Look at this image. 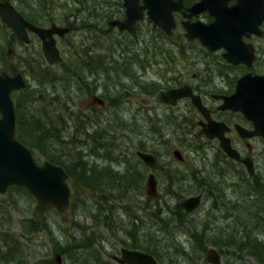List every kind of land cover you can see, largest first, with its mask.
<instances>
[{"label": "flooded vegetation", "instance_id": "obj_1", "mask_svg": "<svg viewBox=\"0 0 264 264\" xmlns=\"http://www.w3.org/2000/svg\"><path fill=\"white\" fill-rule=\"evenodd\" d=\"M2 1H9L25 19L37 26L50 27L56 23L69 27L63 35L53 33L61 59L51 62L43 51V39L36 31L26 27L30 40L20 39L0 16V25L11 30L15 42L19 44L17 72L23 74L26 82L25 72H47L50 76L43 79L46 78L56 85L64 84L63 90L59 87L55 89L50 108H62L65 104L70 109H78L81 112L80 119L73 115L63 116L64 122L71 124L81 121L86 126L84 132H90L94 124H99L101 127L98 128L105 131L109 130L105 126L112 127L114 131L115 148L105 150L86 148L82 150L80 158L85 177L90 180L86 181L89 186H103L104 181L112 180L110 182L112 185L131 189L129 197L117 198L111 210L97 203L98 199L87 202L83 209L84 222L90 220L89 226L86 222L81 225L85 232L89 231L86 232L87 234L102 238L103 234L98 227L103 226L107 235H113L117 240L116 244L121 245L113 246L111 249V255H108V258L112 259L111 263L122 264L118 259L122 257L124 247L150 253L161 263L162 249L158 251L155 247L154 252H150L146 246L134 247L126 240L130 236L133 238L138 236V241L143 243L148 240V235L151 233L163 234L170 230L176 233L178 228H183L186 224L189 225L197 241L196 249L205 241L204 237H207V241L214 246H207L206 253L211 247L217 249L221 254L222 264V256H226L227 252H248L243 239L250 236L262 238L264 235V136L254 132L253 118L256 116L264 119V82L256 80V85L254 82L249 83L251 93L232 103L234 106L242 107H231L228 98L237 91L240 80L247 74L264 75V19L262 14L260 17L258 10L249 11L245 15L246 29H240L237 27L238 21L230 23L226 20V13L231 14V12L225 8L233 7L239 0H218L222 6L214 10L194 9L200 0H183L181 8L172 11L175 25L170 33L161 26L154 25L148 19L146 10L142 19L147 21L150 29L166 40L164 51L168 54L167 61L170 62L171 67L168 72L156 75L157 80L146 78L141 84L140 76L137 75L139 72H93L90 67L94 59L100 69L111 63L117 67L126 63V60L120 63L118 59L113 58L115 54L116 56L119 54V51L122 52L119 49L120 42L113 33H128L134 35L136 39L138 23L142 19L137 21L136 34L128 30H120L117 26L110 27V20L126 18L123 0L122 11L119 12L120 0H116L118 10L112 12L111 16L99 11L94 13L96 10L88 5L79 13L71 14L69 17L68 12L57 15L54 9L43 15L41 8L45 5H40L37 0H0ZM213 1L217 2V0ZM220 17H224V21H219ZM73 18L75 21L81 18L84 22L83 44H80L83 45L81 48L86 64L85 72H61L62 65L71 57L70 53L69 58L65 57L68 47L74 44L68 38L75 29ZM193 23L210 25L208 31L210 45L204 44L199 36L193 38L188 36L190 32L188 25ZM15 42L9 41L6 57H11L15 52L13 45ZM10 48L11 54L8 55ZM166 50L171 51V54L174 53L176 55L174 58L178 55L187 56L193 58V61H186L184 64L182 61L188 59H179L178 64ZM251 55L253 59L249 65L243 58L247 60ZM228 56L239 61H231ZM202 58L206 60L203 66L200 65ZM56 63H59L60 67L56 68ZM193 66L197 70L189 72L190 67ZM125 81H128L127 85ZM69 82L74 84L75 88L80 87L77 94H72L74 96L66 95L72 91L67 87ZM135 82H138L139 90L145 92V96L140 98V103H147L149 99L154 100V102L150 101L148 107L144 106L142 117L137 118L143 119L147 125L150 123L149 129L153 135H150L147 141L145 133L142 132L145 127L140 129L136 135L145 143L140 149L130 150V155L125 148L131 147L128 144H132L131 141L135 137L132 135L135 129H138L137 122H134L136 114L133 110L138 100L137 95L134 94ZM183 86L191 87L193 93L199 96L206 113L199 109L190 95L183 96L174 103L163 100L161 96L163 91ZM33 91L37 92V89ZM21 101L19 100V106L24 104L23 99ZM161 105L165 109L159 112ZM26 108L28 107H23L24 117L30 114ZM223 139L229 141L238 156L231 155L223 147ZM88 140L87 133L85 142ZM150 140L158 142L155 144L159 147L155 150L145 148ZM177 150L181 158L175 154ZM139 152L152 154L155 163L153 165L147 163ZM126 161L131 164L128 165ZM139 166L140 168H137ZM93 171L97 174L92 176ZM125 174L129 178L125 177ZM150 175H154L156 180L157 195L154 196L147 191ZM94 178L101 183H92ZM120 178L124 179L121 181ZM190 196H199V202L192 210H188L182 204ZM122 210L126 211V216L123 218ZM163 218L168 222L167 225L160 223ZM101 238H99V248L101 253L106 254L108 251L102 248H105V245L104 239ZM257 262L262 264L258 258ZM224 264H235L234 258L228 257Z\"/></svg>", "mask_w": 264, "mask_h": 264}, {"label": "rangeland", "instance_id": "obj_2", "mask_svg": "<svg viewBox=\"0 0 264 264\" xmlns=\"http://www.w3.org/2000/svg\"><path fill=\"white\" fill-rule=\"evenodd\" d=\"M89 1L92 4L93 0H85ZM98 3L96 5L97 9L96 12H103L105 15L107 12L111 14L118 10L117 4L115 3L116 0H97ZM40 5L42 6L41 11L47 14V12L52 11L53 9L56 10V14L60 15L63 10H61L60 5L62 3H68L69 9H72L73 6H76V3L74 0H37ZM73 5V6H72ZM68 11V10H67ZM69 12V11H68ZM72 13V12H69ZM67 13V14H69ZM73 21L75 19L73 18ZM147 21L145 19H142L138 23V33L136 35V39L134 38V35H130L128 33L121 34L119 33H113V35L118 38L120 42L119 49L122 51H119V54L114 59H118L120 63L123 62V60L129 61L132 65H126L125 63L118 66L121 68L119 72H139L137 75L140 76L141 84H143V81L147 78H151V80H157L156 75L158 76L161 72H168L167 70L171 67L170 62L167 61L168 54L164 51V46L166 44V40L164 38L162 39L157 33H155L154 30L150 29V25L146 23ZM104 26L107 27V25L104 23ZM80 28V29H79ZM82 36H83V27H75L74 31H72L71 34L68 35V38L73 44V48H75V45H79L82 43ZM0 71L6 70L11 74L10 70H7V66L17 63L19 59V44L15 42L14 36H12V32L9 29H6L5 27H2L0 25ZM158 37V38H157ZM78 40V41H77ZM11 42H15V52H13L11 57H6V50L10 46ZM77 41V42H76ZM83 44V43H82ZM83 47V45H82ZM79 49L81 46L79 45ZM169 53V56H176L174 53L171 54V51L166 50ZM69 47L67 50V53L65 57L69 58ZM137 58V59H136ZM138 58H141L142 60L138 61ZM171 59V58H170ZM182 59H188L182 61V63L186 64V61H193V58H187V56L183 57L178 55V57L174 58V60L180 63V60ZM190 61V62H191ZM206 60L202 58L200 65L203 66L205 64ZM168 63V65H167ZM56 68L60 67L59 63L55 64ZM110 67L111 72H118L116 69H114L115 64L108 65ZM182 68L181 65H178ZM19 67V65H18ZM60 70V69H59ZM197 68L195 66L190 67L189 72L196 71ZM101 72H107V70H102ZM28 85L22 91H15L13 93L14 100L19 99L20 101L23 99V102H27V99L25 100V95L28 94L29 97L34 98L32 106H37L39 102L45 103L50 105L51 98L55 94V89L58 87L63 90L64 84H54L51 81H47L46 84L39 81L38 77L35 76L34 73H25L24 74ZM128 84V81H125V85ZM76 85H78L76 83ZM123 85V86H125ZM67 87H70L72 89L71 93H66L67 96L72 94H77L80 90V87L77 86L75 88L74 84L69 82L67 84ZM33 89H37V92L33 91ZM66 89V88H65ZM135 92L134 94L137 95V102L135 104V107L133 108L136 116L135 121L137 122L138 129H135V132L132 136H135L132 139V144H128V146L125 149H128V153L131 155V151H133L142 148V144L145 143V141L140 137L136 135L137 132H140V129H143L145 136L147 138V141L149 140V136L153 135L152 132H150V123L145 124L143 119H137L142 117L143 115V109L145 107H148L151 102H154L153 99H149L147 103H140V98L145 96V92L143 90H139L138 88V82H135L134 86ZM42 90L43 92H40ZM24 91V92H23ZM22 92V94H21ZM142 92V93H140ZM26 93V94H25ZM41 95H45L44 97H41ZM74 96V95H72ZM147 96V95H146ZM41 98V99H40ZM40 99V100H38ZM38 100V101H37ZM63 101V100H62ZM22 102V101H21ZM79 102V100H77ZM145 106V107H144ZM40 107V106H39ZM57 109V108H56ZM165 108L161 105L159 106L158 111H162ZM58 111L56 110L55 113ZM24 113V111H23ZM145 125V126H144ZM147 125V126H146ZM134 126V125H133ZM24 135L28 136V133L26 129L23 132ZM146 141V142H147ZM153 140H150L148 142V145L145 147L148 150H155L159 146H157ZM166 147H163V149ZM33 153L35 155V158L39 163H43L46 159V155L43 154L39 149L34 148ZM129 155V156H130ZM50 161V160H49ZM126 163L129 165L130 162L126 161ZM122 168H124L121 165ZM137 168H140L137 167ZM142 168V167H141ZM122 173H125V171H122ZM18 186V185H17ZM93 194L92 192H90ZM82 199L80 198L78 203L75 205L72 204V200L70 203V206L65 209L64 211H60L55 206H46L43 205L40 201H38L31 192H28L27 190H19V188L11 187V185L8 187L7 191L4 193H0V223L4 227H8L11 229V231L15 232L17 236L19 237V234L21 235V240L24 244V252L29 258L30 264H33L37 262L38 264H57V262L52 263L50 261L51 258L55 257V253L60 250L61 247L66 248V252L62 253L63 257L65 258L66 255V263L65 264H74V261L76 259V255L73 253L74 251H71V244L74 242H79L83 237H86V234L89 233L87 230L83 233V230H78L81 225L90 224V220H87L84 222V214L81 210V207H79L80 204H82ZM125 210H122L121 217L123 218L126 216ZM29 217H36L38 220H42V226L38 228L36 231H28L24 229V221L26 218ZM77 221V224L74 225V221ZM165 221L166 219L163 218ZM170 225V224H169ZM78 229H77V228ZM82 229V228H81ZM98 230L103 234L102 238L104 239L103 244L105 245L106 251L108 253L104 254L102 253L101 257L103 259H106L108 261H112V259L108 258V255H111V249L113 246L118 247L121 246L117 243V240H115V237L113 235H107V232L104 231L103 226H99ZM192 230L190 229L189 225L186 224L183 228H178L176 233H172L170 230L171 235L170 238L166 237L164 239V236L161 234H150L149 237H154L153 242L154 243H160V245L164 246L166 243L170 242L172 243L173 240L176 243V246L179 248L180 251H183L184 253H177L176 251H173L174 249L170 250L173 253H171L169 256L166 253H163L160 257V261L162 264H211L206 258V253H201L196 251V245L197 241L195 237L192 235ZM94 235V234H92ZM148 237V240H149ZM264 238V235L262 236ZM208 247L214 246L213 243L208 242ZM70 246V247H68ZM70 250V251H67ZM19 252V251H18ZM61 252V251H60ZM227 252L226 256H222L223 264L228 259V257H233L235 264H258L256 256L248 253V252H242L239 253H232ZM167 255V256H166ZM17 259H19V255L16 256ZM164 258V259H163ZM197 258V259H196ZM110 261V262H111ZM114 262V261H113ZM79 263V262H78ZM114 264V263H113Z\"/></svg>", "mask_w": 264, "mask_h": 264}, {"label": "water", "instance_id": "obj_3", "mask_svg": "<svg viewBox=\"0 0 264 264\" xmlns=\"http://www.w3.org/2000/svg\"><path fill=\"white\" fill-rule=\"evenodd\" d=\"M123 4L126 18L110 20V27L117 26L120 30H128L136 34L137 21L145 16V11L147 10L148 19L154 25H159L170 33L175 25L172 11L180 9L183 0H123ZM221 6L218 0L217 2L213 0H200L194 6V9L214 10L220 9ZM225 8L232 15L237 16L234 18L231 14L226 13V20L230 23L235 20L238 21L239 26L237 27L240 29H246L245 23L247 20L245 15L249 11L255 12L258 10L260 17L262 14V18L264 19V0H239L233 7L226 6ZM0 16L3 22L11 27L20 39L25 41L30 40L26 27L36 31L43 39V51L49 61L54 62L61 59V53L53 33L56 32L63 35L69 30V27H63L56 23H53L50 27L37 26L25 19L9 1L0 2ZM219 21H224V17H220ZM230 27L233 28V26ZM188 28L190 30L188 33L190 38L199 36L204 44L210 45L208 35L209 24L193 23L188 25ZM7 54H11V48ZM228 59L234 62L239 61L238 59H233L231 56H228ZM252 59V55L247 60L243 58L249 65L252 63ZM256 80L264 82V75L247 74L240 80L237 91L228 97L231 101V107H242L240 105L234 106L232 103L241 100L245 95L251 93L249 83L254 82L256 85ZM26 86L27 82L21 72L11 74L5 70L0 71V193L6 192L10 185L22 186L27 188L43 205H52L60 211H64L70 206L72 199V188L68 182L66 170L62 165L49 160L39 163L35 158L33 150L16 135L17 112L13 92ZM188 95L192 97L193 102L199 109L203 113H206L199 96L193 93L189 86L170 88L161 93L164 101L173 103L177 99ZM253 119L255 120L254 132L264 136V119L256 116ZM222 145L231 155L238 156L237 151L230 145L228 140L223 139ZM139 154L147 163L151 165L155 163L152 154L148 152H139ZM175 154L181 158L178 150L175 151ZM148 185V193L152 196L157 195L154 175H150ZM198 202L199 196H190L182 204L188 210H192ZM206 257L213 264H222L221 254L214 247L208 249ZM55 260L57 264H63V257L60 252L55 253ZM118 260L122 264H161L152 254L127 247L122 249V257Z\"/></svg>", "mask_w": 264, "mask_h": 264}, {"label": "trees", "instance_id": "obj_4", "mask_svg": "<svg viewBox=\"0 0 264 264\" xmlns=\"http://www.w3.org/2000/svg\"><path fill=\"white\" fill-rule=\"evenodd\" d=\"M74 1L76 3V6L72 5L73 6L72 9H69L70 7L67 2L66 3L64 2L60 5V8L61 10H63V12H68V11L72 12V13L68 12L69 13L68 17L71 16V14L79 13L81 9H83V7L88 4V1L85 0H74ZM97 3H98L97 0H93L92 4L89 1V6L91 7V9L96 10ZM119 4H120L119 12H121L122 0L119 1ZM106 14L108 16H111L112 13L109 14V12H107ZM85 21L89 22L86 19ZM73 24L75 27L78 28V27H82L84 22H82L80 18V19H76V21H74ZM79 45L81 46L82 44ZM79 45L76 44L75 48H73V44L69 46V52L71 54V57L69 58L68 61H65L64 65H62L63 70L61 72H85L86 64L82 55V48L80 49L78 48ZM95 60L96 59H94V62L93 60H91L93 62L92 66L88 65L91 67V71L101 72V69L102 70L105 69L107 70V72L112 71L110 70V67L107 65H104V67L101 69L98 68ZM140 60L142 59L138 58V61ZM128 62L129 61H126L125 64L128 65ZM6 68L7 70H10L12 73L19 71V67L15 64H11ZM114 69H116L118 72L119 70H121V68L117 66H114ZM25 73H34L35 76L38 77L42 85L43 83L46 84V82L49 81L46 78L43 79V77L48 78V76H50L49 73L47 72H25ZM40 92L43 91L40 90ZM28 96H29L28 94L25 95L24 99L25 100L27 99V102L26 103L24 102L22 106H19V99L14 100L16 105V112H17L16 135L22 142L28 145L32 150L34 148L39 149L43 154L46 155V159L56 164H60L66 169L69 175L68 182L72 188V204L75 205L76 203H78L77 201H79L80 198H83L82 204L79 205V207H81V210L83 211L84 206L87 202L90 203L92 199L94 200L98 199L97 203L103 204L104 207L111 210L114 205V201L117 198L119 197H121L122 199L128 198L129 194L131 193V189L126 186L112 185L110 183L112 180H110V182L104 181L103 186L102 185L99 187L89 186L86 183V181H90V180L86 179L85 171L81 168L80 165V158L83 153L82 150L86 148H94L95 150H100V149L105 150V149L115 148L116 137L114 136V131L112 127L107 128V126H105L106 129H109L108 131H105L104 129L98 128L101 127L99 124L98 125L94 124L93 129L91 126L92 130L90 132H84L86 126H84L81 121H75L71 124H68L67 122H64L62 120V117L67 115H73L75 118L80 119L81 117L80 110L78 109L72 110L65 104L63 105L62 108L57 107L56 109L53 107V109H51L49 104H47L46 106V104L42 103L41 101L37 106L31 107L34 100L36 99ZM44 96L45 95H41V97ZM23 107H28L26 108L27 111L30 112L28 117H24ZM56 110L58 112L55 114ZM54 116H56V118H54L57 119L56 121L53 119ZM25 129L28 133V136L23 134ZM87 133L89 134V140L85 142ZM96 174L97 172L93 171L92 176ZM88 175L91 176L89 172ZM125 177H128V175L125 174ZM128 178H126V180ZM120 179L122 181L124 178H120ZM92 183H101V182L98 181L96 178H94L92 179ZM11 187L19 188L20 191L27 190L28 192H30L27 188L22 186L11 185ZM90 192H92L93 194H91ZM73 221H74V225H76L77 221L75 219ZM42 222H43L42 220H38V218L36 217L26 218L24 221V229L28 231H36L38 228L42 226ZM165 222L166 221L164 220L160 221L162 225L163 224L167 225L168 222L166 223ZM81 228L83 227L77 229L83 230L84 233L85 229H81ZM161 235H163L165 239L166 237L170 238L169 235L171 234L165 231V233ZM204 238L205 241L198 245L196 249L197 252L206 253L208 241H207V237ZM153 239L154 237H149V240H145L143 243H140L138 241V236H135V238L130 236L126 241H129V244L134 245V247L146 246L150 252H154L155 247L158 248V251L162 249V252L166 253L168 256L171 253H173L172 251H170L172 249H174L173 251H176L177 253H184L183 251L179 250L174 240L172 243L168 242L164 246H162L160 245V243L158 244L154 243ZM99 244H100L99 238H96V236L92 234H86V237H83L79 242L72 243L70 250L74 251L73 253L76 255L74 264H113L110 261L103 259L101 257L102 253L100 251ZM243 244L246 245V248L248 249L247 250L248 253L256 256L258 259L261 260L262 264H264L263 237L261 239L251 236L247 237L243 239ZM57 250H58L57 252L61 251V253L66 252L65 247H61L60 250L59 249ZM18 255H19V259L16 258V256ZM50 261L52 263L56 262L55 257L51 258ZM65 263H66V255L63 264ZM0 264H30L29 258L24 252V244L21 240V235L19 234L18 237L15 232L11 231V229L8 227H4L1 223H0ZM33 264H38V263L35 262Z\"/></svg>", "mask_w": 264, "mask_h": 264}]
</instances>
